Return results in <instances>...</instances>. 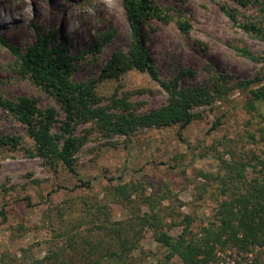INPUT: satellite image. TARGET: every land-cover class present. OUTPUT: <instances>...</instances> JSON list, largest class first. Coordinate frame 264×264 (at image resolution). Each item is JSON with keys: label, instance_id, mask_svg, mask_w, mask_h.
<instances>
[{"label": "rangeland", "instance_id": "obj_1", "mask_svg": "<svg viewBox=\"0 0 264 264\" xmlns=\"http://www.w3.org/2000/svg\"><path fill=\"white\" fill-rule=\"evenodd\" d=\"M155 1L168 19H147L143 37L161 77L177 80L181 87H221V98L195 108L198 119L182 130L179 125H153L107 135L95 122L79 124L75 133L84 144L76 154L77 169L91 186L81 185L62 162L40 156L27 125L0 108V138L23 139L17 147L0 146V264H29L51 251L59 254L56 264H69L91 250L105 252L113 243L99 228L107 217L108 227L133 218L129 237L134 239L131 235L138 230L136 263L181 264L177 255L166 259L168 250L155 240L151 227L139 226L136 214L151 212L140 203L139 192H133L136 205L131 210L117 187L135 182L145 193L159 194L155 211L164 228L175 237H189L219 219L223 197L217 183L207 177L224 173L219 157L254 164V157L264 152V99L250 101L253 91L264 88V39L242 26L264 27V0L247 5L237 0ZM223 8L235 13L238 23ZM179 21L191 25L188 31L180 28ZM54 32L55 43L65 42L72 54L98 39L104 41L100 52L75 63V81L97 79L108 59L133 43L123 0H0V36L9 42L25 49L39 34ZM239 48L249 49L259 60ZM97 92L103 98L101 105L123 98L136 114L160 108L169 99L148 73L138 70L119 80H102ZM0 96L35 97L41 107H57L60 120L65 117L50 92L18 72L15 57L1 42ZM53 131L61 132L60 121ZM245 175L251 180L258 173L249 168ZM187 215L193 218L191 224L184 223ZM75 233L79 244L71 249L68 244ZM104 238L102 247L94 249ZM217 256L212 264H264L262 247L249 252L219 247Z\"/></svg>", "mask_w": 264, "mask_h": 264}, {"label": "trees", "instance_id": "obj_2", "mask_svg": "<svg viewBox=\"0 0 264 264\" xmlns=\"http://www.w3.org/2000/svg\"><path fill=\"white\" fill-rule=\"evenodd\" d=\"M237 1L247 5L251 1L259 0ZM123 3L131 27L132 46L127 51H116L108 59L97 79L75 81L72 75L77 61L84 60L90 53L101 51L104 42L101 39L79 53L72 54L65 42L55 43L57 36L55 32L43 36L39 34L36 42L25 49L0 36V42L15 57L18 72L50 92L65 117L60 120L57 107L54 105L41 107L38 100L31 96L14 99L0 96V108L6 109L27 125V133L35 141L40 156L62 162L84 186H91V182L82 179L77 169L76 154L84 144V139L75 133L79 124L95 122L107 135L130 134L140 126L153 125H179L182 130L198 119L199 115L195 112V108L210 105L217 98H221L223 93L221 87L215 89L203 85L181 87L177 80H164L152 62L143 37V24L152 17L167 20V14L163 13L155 0H123ZM223 10L228 17L238 23L235 13L226 8ZM179 26L184 31H188L191 27L187 22L181 21ZM242 26L248 32L258 34L264 39L262 25L242 23ZM238 50L252 60H259V57L247 48ZM131 70L148 73L169 94L168 103L140 114L129 111L131 103L123 98H114L111 105H101L103 98L97 92L98 83L105 79L119 80L122 74ZM262 99H264V88L253 91L250 101ZM58 121H60V133L53 131ZM22 141V136H6L0 138V146L17 147ZM254 158L256 161L251 164L237 160L228 161L223 156L219 157L224 173L207 175L217 183V188L223 197L219 203V219L203 225L200 232L189 237H175L164 228L163 218L155 211L157 207L155 201L156 198L160 199L159 194H147L141 187L142 184L135 182L119 185L117 193L133 210L131 208L133 203L135 204L132 199L133 192H139L140 203L146 204L151 210L136 214L140 219L139 226L147 225L154 230L155 240L168 250L166 259L177 255L182 260L181 264H212L218 259L219 247L222 249L234 247L246 252L256 247L264 248V152ZM249 168L255 169L258 173L251 180L245 175ZM2 215L6 220L5 208L2 209ZM185 218L184 223L193 222L192 216L187 215ZM107 223L108 217L99 228L103 229L106 238L113 242L111 246L107 247L105 252L96 249L102 247L105 238L101 239L94 248L98 252L91 250L87 255H82L77 262L71 261L69 264H143L133 260V253L139 248L138 230L133 231L136 233L131 235L134 239L129 237L133 218L116 221L112 227H108ZM73 236L68 244L71 249H75L79 244L75 239L79 234L75 233ZM88 240L85 239L84 242ZM58 256V252L51 251L43 259H35L29 264H56L55 260H58ZM168 261H164L163 264H167ZM64 262L59 264H66Z\"/></svg>", "mask_w": 264, "mask_h": 264}]
</instances>
